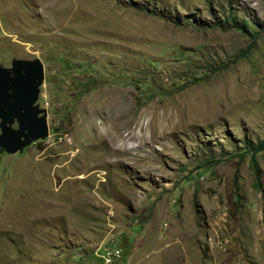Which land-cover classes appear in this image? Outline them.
I'll return each mask as SVG.
<instances>
[{"label": "rangeland", "instance_id": "374dc122", "mask_svg": "<svg viewBox=\"0 0 264 264\" xmlns=\"http://www.w3.org/2000/svg\"><path fill=\"white\" fill-rule=\"evenodd\" d=\"M15 60L50 134L0 151V264H264V0H0Z\"/></svg>", "mask_w": 264, "mask_h": 264}, {"label": "water", "instance_id": "95a60500", "mask_svg": "<svg viewBox=\"0 0 264 264\" xmlns=\"http://www.w3.org/2000/svg\"><path fill=\"white\" fill-rule=\"evenodd\" d=\"M44 80L39 60H15L10 69L0 68V151L7 155L49 138L48 111L37 106Z\"/></svg>", "mask_w": 264, "mask_h": 264}, {"label": "trees", "instance_id": "16d2710c", "mask_svg": "<svg viewBox=\"0 0 264 264\" xmlns=\"http://www.w3.org/2000/svg\"><path fill=\"white\" fill-rule=\"evenodd\" d=\"M236 17L232 14H230L227 17V20L225 21V24H221V27L223 28H228V29H234L237 31H248L249 29V22L247 21H243L241 24H239L237 22V19H235ZM228 25V26H227ZM248 151L252 152V156H251V164H252V168L254 169V174H255V178H256V185L260 188L261 186V176H262V171L260 169L259 163L257 161V155L263 151L264 146H260V147H253L250 144H248L247 147ZM124 257V256H123Z\"/></svg>", "mask_w": 264, "mask_h": 264}, {"label": "built area", "instance_id": "2783aa9c", "mask_svg": "<svg viewBox=\"0 0 264 264\" xmlns=\"http://www.w3.org/2000/svg\"><path fill=\"white\" fill-rule=\"evenodd\" d=\"M96 257H98L100 264H121V261L124 260L122 251L116 246L97 249Z\"/></svg>", "mask_w": 264, "mask_h": 264}, {"label": "flooded vegetation", "instance_id": "af4514ba", "mask_svg": "<svg viewBox=\"0 0 264 264\" xmlns=\"http://www.w3.org/2000/svg\"><path fill=\"white\" fill-rule=\"evenodd\" d=\"M11 67H12V66H11ZM11 67H10V68H11ZM10 68H7V69H10ZM14 126H15L14 129H17V128H18V125H17L16 123L14 124ZM14 126H13V127H14Z\"/></svg>", "mask_w": 264, "mask_h": 264}, {"label": "clouds", "instance_id": "9594fccd", "mask_svg": "<svg viewBox=\"0 0 264 264\" xmlns=\"http://www.w3.org/2000/svg\"><path fill=\"white\" fill-rule=\"evenodd\" d=\"M33 144H35V143H33ZM33 144H32V145H33Z\"/></svg>", "mask_w": 264, "mask_h": 264}]
</instances>
